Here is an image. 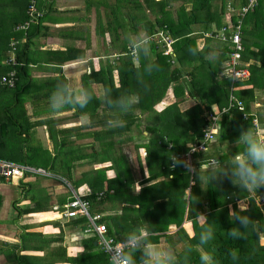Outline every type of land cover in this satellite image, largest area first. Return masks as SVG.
Wrapping results in <instances>:
<instances>
[{"label": "trees", "instance_id": "1", "mask_svg": "<svg viewBox=\"0 0 264 264\" xmlns=\"http://www.w3.org/2000/svg\"><path fill=\"white\" fill-rule=\"evenodd\" d=\"M3 1L0 2L4 9L9 8L24 18L14 21L10 28H15L25 20L30 0ZM249 1L114 0L111 6L113 17L106 30L114 31L111 36L119 41L113 45L117 54L106 64L98 63L96 67H90V72L83 77L79 86L80 90L88 89L93 93L89 105L78 111L88 115L95 139L90 154L79 156L77 161L81 163L79 166L89 162L100 165V168L84 171L73 178V163L67 161L72 151L65 145H62L61 150L64 151L65 160H59L58 155H55L49 168L44 167L54 172L58 168V161L63 179L75 190L85 184L90 192L79 197L89 202L91 213L103 212L101 207L106 199H121L127 204L128 207L121 209L119 217L100 220V223L106 225L108 236H113L112 230L120 234L126 226L132 230L145 227L153 233L154 242L161 238L154 234L162 233L169 247H173L181 259L187 255L188 264H200V253L195 249L186 252V244H197L200 232L210 226L214 235L205 248L212 253L215 264H264V245L260 244V238L264 236V212L250 198L248 189L234 186L220 174L232 166L233 155L245 151V146L238 141L240 131L248 127L256 131L254 118L260 125L264 124V0H256L255 5L242 17L240 11ZM174 4H178V7L172 13L170 8ZM229 8L235 12L234 15L230 14ZM147 13L153 18L146 17ZM122 14L126 18V28L119 20ZM238 24L241 25L243 52L237 68H247L250 76L245 80L221 76L230 66L234 51L230 37ZM137 27L151 37L150 54L147 57L143 53L138 56L132 51L135 42L130 40L128 33L136 35ZM118 31L123 35L121 39ZM17 33L19 35L12 32L4 36L0 34V78L12 69L15 70L17 81L11 92L19 99L29 84L21 80L24 67L28 66L29 55L23 59L20 57L23 51H19V43L15 45V51H11L12 40L17 41L23 35ZM158 33L169 35L174 40L171 54H164L166 47L162 39L156 37ZM197 39L204 41L201 48L198 47ZM13 54L18 65H5L4 57L7 59ZM49 57L51 62L62 65L81 57V52H50ZM148 63L159 65L160 70L147 74L145 66ZM57 85L46 83L50 89H56ZM105 88L111 89L113 100L121 95L133 96V110L120 117L126 122L123 127L110 129L106 126V121L116 113L104 102ZM5 91L8 88L0 87V92ZM169 92L175 101L166 105L164 99ZM260 95L262 100L258 99ZM231 96L242 104L243 110L235 106L220 114L228 107ZM258 100L261 108L251 114L249 106ZM188 103L193 105L187 107ZM218 114V141L229 144V152L213 155L221 166L215 170L216 178L211 179L213 169L202 170V166L211 159V156L205 155L206 152L190 155L193 174L183 166L173 167L176 157L187 160L189 143L199 144L204 140L207 116ZM6 122L5 125H12L13 128L22 126L14 116H9ZM55 151H60L57 146ZM25 154L22 159L27 161L24 164L42 166L36 161L34 153L28 150ZM35 154L40 155V152ZM3 158L14 161L10 156ZM109 171L114 173L110 179L107 178ZM136 173L141 176L140 179ZM23 179L20 185H27L22 182ZM0 182L7 183L1 178ZM135 184L140 186L138 192H132ZM100 193L104 194L105 200L98 201ZM66 199L60 203L59 211H63ZM72 199L70 197L69 201ZM30 201L34 205L28 209H17L19 215L43 211L39 203L42 199L31 198ZM238 201L247 204L246 211L238 210ZM135 205L138 207L135 208ZM230 208L237 210L238 215L251 218L252 223L241 239L228 235L229 229L238 226L229 217ZM201 213L207 216V222L199 225L196 217ZM184 222L190 225L191 237L183 226ZM86 223L87 220L81 218L72 221L70 225L82 228ZM170 227L175 230L173 234H167L171 231ZM58 230V235H61L63 231L60 226ZM55 239L58 238L45 239L42 235L22 231L18 245L2 243L1 248L4 249L2 252L7 261L14 264H53L56 260L69 264H109L102 251L86 252L89 248L94 249L95 240L92 239L84 241L85 253L81 256L69 257L64 248L50 250L45 258L35 253L28 254L42 252ZM133 256L139 264L140 254L134 253Z\"/></svg>", "mask_w": 264, "mask_h": 264}, {"label": "crops", "instance_id": "2", "mask_svg": "<svg viewBox=\"0 0 264 264\" xmlns=\"http://www.w3.org/2000/svg\"><path fill=\"white\" fill-rule=\"evenodd\" d=\"M0 1L4 2L3 0ZM216 1L218 3L220 0ZM113 3L114 0H37L36 6L38 11L41 12L40 21L38 25L30 27L28 35L23 36L21 34L17 40L19 41V51H23L20 57L23 59L29 55L28 66L24 67L25 65H23L25 72L22 73L23 78L21 77L23 82H28L29 84L27 91L19 99H16L11 89L0 92V160H4L5 158L3 157L10 156L14 161L9 162L31 169L37 167L44 170L47 176L27 175L22 182L27 185L29 184L28 187H26L27 185H20L21 180L17 184L0 182V264H14L7 261L5 253L2 252L4 249L1 248V244L18 245L19 236L22 231L23 233L42 235L45 239H59L52 240L42 252H28V254L35 253L37 256L44 258L47 252L54 248L66 249V254L69 257L81 256L85 253L84 241L90 239L95 240L93 244L94 249L89 248L86 252L100 250L97 245V238L85 236L83 233L84 229L88 227L87 223L82 228L80 226H72L70 223L74 220L62 218V211H59L60 203L63 202L64 198H67L65 203H68L70 197L72 198L75 194L82 197L88 195L90 191L87 186L82 184L75 190L68 184L63 179V172H61L58 161L57 170L54 172L47 171L51 165V161L55 159V155H58L59 160H65L63 156L64 151H61L62 145H65L67 149L72 151L67 161L71 160L73 163L71 172L73 178L78 177L84 171L100 168V165L95 163L90 164L89 162H83L84 166H79L81 163L77 161L79 156L90 154V148L95 139V131L93 127H90L89 117L85 113L81 114L78 110H72L71 108L59 113L51 112L48 100L55 91V88L50 89L46 87V83H52L53 86L60 83L59 81L69 83L78 92L80 91L81 80L85 75H88L84 67L89 61L91 54L99 61L106 60L107 57L112 58V56L117 54L113 45H117L119 41H117L118 39L115 40L114 37L112 38L111 33L114 31L111 29V31L106 30L110 26V21L113 17L111 12ZM188 6L187 9L189 8ZM228 10H230L229 12L232 15L233 11L230 8ZM20 19L23 20L24 18L22 19L19 13L17 14L9 10V8L1 11L0 8V34L3 33V36L11 32L18 34L14 26L12 28L10 26L14 21H20ZM24 21L18 24H22ZM118 32L120 34L121 31ZM30 33H32V38L29 39ZM102 33L104 36H102ZM97 37L104 42L100 49L96 45ZM203 43L204 41L200 39L197 43L199 44L198 47L201 48ZM111 49L116 52L109 54L108 52ZM66 50L81 52V57L65 62L62 65L51 62V57H49L50 52H64ZM96 64L90 61L87 63V67L89 69L90 67L94 68L97 66ZM34 86H39L34 88H40L38 93L34 91ZM258 99L262 100V95L258 96ZM174 101L173 95H170L169 92L164 99V103L169 105ZM259 102L258 100L249 106L251 114L261 108ZM191 105L193 103H188L187 107ZM9 116H14V119L22 123V126L18 125L19 127L13 128L12 125H5ZM259 126V134L264 135V124H259ZM219 127L218 125L213 140L206 144V150L201 152H206L205 155L211 156V159H215L213 157L214 154L229 152V144L218 141ZM193 144L195 143H189L187 146L190 147ZM55 146L60 151H55ZM214 148L218 151L217 153H211V150ZM28 150L34 153L36 161L42 166L23 163L27 161L22 158L25 157V153ZM37 151L40 152V155L35 154ZM187 160L191 162V157L188 158V154ZM215 160L217 161V159ZM5 161L7 160L5 159ZM33 161L31 162L32 164ZM45 166H47V169L44 168ZM202 170L209 169L202 167ZM112 177H114V173L112 171L107 172V178L110 179ZM140 177L137 174V178L140 179ZM134 186L135 190H132V192H138L140 186L137 184ZM248 192L249 195L264 194V188H261L259 191L248 189ZM31 198L42 199L39 203L43 211L19 215L17 209H28L34 205L30 201ZM105 199L106 197L103 195L98 201ZM240 202L241 208L246 209L247 204L244 201ZM124 207L128 206L121 199H106L101 207L103 212L91 213L90 207V214L101 215L100 220L102 221L103 219L109 220L112 217H119L121 209ZM134 207L137 208L138 206L135 205ZM260 210L264 212V208ZM197 222L199 225L204 223L202 220H197ZM59 226L63 231L61 235H58ZM183 226L188 232L189 237H191L190 225L184 222ZM126 227L128 228V226ZM127 228H124L122 232L120 231V234L112 230L113 236L109 237L121 241V238L133 231V228ZM170 229L171 231H168L167 234L175 232L174 228L170 227ZM162 235L164 234H154V236L161 237L158 243L163 246H169L167 240ZM260 244L264 245V239L260 238ZM53 264L69 263L56 260Z\"/></svg>", "mask_w": 264, "mask_h": 264}, {"label": "clouds", "instance_id": "3", "mask_svg": "<svg viewBox=\"0 0 264 264\" xmlns=\"http://www.w3.org/2000/svg\"><path fill=\"white\" fill-rule=\"evenodd\" d=\"M150 44L151 37L146 32L143 37L137 34V41L133 44L132 51L138 56L143 53L147 57L150 54ZM154 70L159 71V65L148 63L145 66L147 74H151ZM111 97V89L105 88L103 93L104 102L109 108L114 109L116 113L106 121V126L110 129L123 127L126 122L120 117L133 110V96L130 94L121 95L117 96L114 100ZM92 99L93 93L88 89H82L77 92L69 83H60L49 97V108L53 113H59L68 108L72 110L84 109ZM215 127L214 123L213 127L209 129H214ZM208 130L205 133L206 140L211 138ZM238 141L245 146V151L233 155L232 166L224 169L220 174L230 180L234 186L239 185L251 190L264 188V135H260L248 127L240 131ZM212 165L214 174L211 179H215V170L221 166L216 160L212 161ZM172 166H183L193 174L194 168L190 160H181L176 157L173 160ZM237 208L246 211V209L241 208L240 201L237 202ZM229 217L233 218V222L238 226L229 229L228 235L236 239L243 238L244 232L252 223L251 218L246 215H238L237 210L231 208L229 210ZM196 219L204 221L205 224L207 222V216L203 213L198 214ZM213 235V229L210 226L204 227L199 234L197 244L192 245L190 242L186 244V252H191L195 249L200 253V264H215L212 253L208 252L205 248L213 239ZM152 236L153 233L145 227L133 230L116 247H110V264H137L133 256L134 253L140 254L139 264H188L187 255H184L181 259L173 247L163 246L158 242H154ZM261 238L264 239V236H261Z\"/></svg>", "mask_w": 264, "mask_h": 264}, {"label": "built area", "instance_id": "4", "mask_svg": "<svg viewBox=\"0 0 264 264\" xmlns=\"http://www.w3.org/2000/svg\"><path fill=\"white\" fill-rule=\"evenodd\" d=\"M37 0H30L29 6L26 10V20L15 27V31L19 33H23V36H26L28 30L32 25H38L40 18H41V12L38 11L36 6ZM256 3V0H250L248 5L241 9L240 14L242 17L248 12L250 8H252ZM240 31H241V25L238 24V26L233 31L232 36L230 39L232 40L233 46L232 49L233 54L230 61V66L228 65V68H226L222 73V77L228 78V77H236L238 79H248L250 74L247 68H237L240 65V59L241 54L243 52V46L240 38ZM158 38H161L162 42H164L166 50L164 51L165 55H169L172 53V45L174 43V40L171 39L169 35H163V33H158ZM224 40V37L222 38ZM19 41L12 40L10 43V47L12 48L11 51L14 52V47L16 44H18ZM14 55V54H13ZM5 65H10L12 67H15L18 65L14 59V56H8L7 59H5ZM16 72L14 69L7 72L5 75H3L0 78V87H6L8 89H13L16 85ZM237 107L240 111L243 110L242 104L237 101L233 96L230 97L229 104L227 108H224L221 113L227 112L229 109L233 107ZM218 115H210L207 116L208 124L206 125L205 129L203 130L204 133V140L199 144H193L190 146L188 158L191 154L197 153V152H204L206 150V144L211 142L214 138L215 133L217 132V125L216 120L218 119ZM216 125L214 129H209L213 127V125ZM253 126L257 133H260V126L256 118L253 119ZM209 129V130H208ZM208 130V134L211 136L210 139H205V133ZM194 151V152H193ZM215 159L209 160L206 164H204L203 168L211 169L213 168L212 161ZM26 174H36L39 176H47V173L42 169H31L27 167H22L15 165L9 161L0 160V178L3 179V181L7 182L8 184H17L19 180L23 179V177ZM104 194L100 193L98 194V199H100ZM251 199L255 200L259 207L264 206V194L259 195H249ZM73 199L66 203L63 207V211L61 212V217L68 219V220H76V219H86L88 227L84 229L85 236H93L97 238V245L100 248L101 251H103L110 262V247H116L120 241L109 237L107 235V229L106 226L102 223H100L101 215H91L90 214V204L88 201L83 200L79 197L78 194H75L72 196ZM111 242V243H110Z\"/></svg>", "mask_w": 264, "mask_h": 264}, {"label": "rangeland", "instance_id": "5", "mask_svg": "<svg viewBox=\"0 0 264 264\" xmlns=\"http://www.w3.org/2000/svg\"><path fill=\"white\" fill-rule=\"evenodd\" d=\"M178 7V4H175L174 6H173V8H170V10L172 11V13L175 11V9ZM0 8H1V11H5L6 9H4V6H2V2H0ZM235 14V12L233 13V15ZM123 16V17H122ZM122 16H121V19H119L120 21H121V24L123 23V27H125V24H126V18H125V15L124 14H122ZM146 17H148L149 19H151V18H153L149 13H147L146 14ZM118 26V25H117ZM126 28V27H125ZM123 30H124V28H123ZM137 34H139V36H141V37H143L144 36V33H143V31H142V29L140 28V27H137ZM137 34L135 35V34H131V33H128V36L130 37V40L132 41V42H136L137 41ZM120 39H121V37L123 36L122 35V33L120 32ZM109 38V37H108ZM200 39H197V43H198V41H199ZM96 41H97V48H101V46H103V41L99 38V37H97V39H96ZM199 45V44H198ZM114 52H116L115 50H109V54H111V53H114ZM99 54H100V52H99ZM12 56H14V55H12ZM94 55L93 54H91V57H90V59H89V61L87 62V63H89L90 61H93V63L95 62V63H97L96 65H98V62L99 63H103V64H106L107 62H110V61H112L111 59V57H107L106 58V60L104 59V60H97V58H94L93 57ZM5 59H6V57H4ZM4 59V60H5ZM87 63L85 64V71L87 72V73H89L90 72V69L87 67ZM247 67V66H246ZM223 75V73H221V76ZM81 83V82H80ZM71 86V85H70ZM35 87H39V86H34L33 87V89L35 88ZM32 88V87H31ZM40 88H36V89H34V91L36 92V93H38V90H39ZM43 90V89H42ZM40 91V90H39ZM170 95H172L171 94V92H170ZM49 101V100H48ZM124 150H125V154L128 156V152H127V149L126 148H124ZM129 151V150H128ZM218 151L217 150H215V148L214 149H212L211 150V153H217ZM67 191V190H66ZM254 201V203H255V205L259 208V209H262V207H259L258 206V204L256 203V201L255 200H253ZM263 208H264V206H263Z\"/></svg>", "mask_w": 264, "mask_h": 264}]
</instances>
